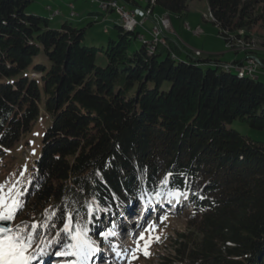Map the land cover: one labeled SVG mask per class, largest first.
Here are the masks:
<instances>
[{
	"label": "trees",
	"instance_id": "1",
	"mask_svg": "<svg viewBox=\"0 0 264 264\" xmlns=\"http://www.w3.org/2000/svg\"><path fill=\"white\" fill-rule=\"evenodd\" d=\"M34 1L0 0V155L48 116L26 179L32 186L12 226L42 221L66 198L87 218L81 205L94 195L101 208L114 206L112 192L128 202L129 193L138 196L142 186L151 193L172 173L168 186L186 190L193 207L186 228L168 234L173 247L163 264H264V141L229 126L243 119L264 129L261 76L239 71L243 60L230 67L179 41L153 46L146 23V33L126 30L119 11L101 5L151 10L150 20L159 18L156 6L182 18L189 0H99L121 18L106 48L87 44L86 28L68 18L53 27L49 16L29 9ZM208 3L227 44L240 30L264 26V0ZM78 86L86 96L72 102Z\"/></svg>",
	"mask_w": 264,
	"mask_h": 264
},
{
	"label": "rangeland",
	"instance_id": "2",
	"mask_svg": "<svg viewBox=\"0 0 264 264\" xmlns=\"http://www.w3.org/2000/svg\"><path fill=\"white\" fill-rule=\"evenodd\" d=\"M70 3L74 4V11L78 13L76 16L70 15V12L72 11ZM144 5H146V3H144ZM48 6H51V8L55 11L59 10L61 14L51 18V12L47 9ZM29 9L49 16L51 18L52 26L56 28L61 27L66 18L74 21L80 27L86 28L85 42L87 44H94L101 48H106L109 37L115 39L117 38V33L114 30V24L121 22L119 13L117 11H109L108 13L103 11L100 7L99 0H35L30 4ZM97 12L100 13L94 16ZM150 12L151 10H148L145 14L149 15ZM155 12L163 23L165 19H169L170 21L172 20V22H168V24H166L168 29H165L166 32L165 37H163L164 40L168 39V33L174 29L175 33L173 31V34H177L180 40L182 39L180 44L183 45V48H189L190 50L193 49L192 53L195 56L206 58L208 54H217L218 57L223 58L224 61H232L234 58H240L246 55L243 63L252 56H256L258 58L259 54H263L261 57L263 56L262 58H264V26L256 25L249 33L244 30H240L231 35V43L227 44L223 36L219 33V27L213 23L208 0H189L188 10L182 18L163 12V9L160 6L155 7ZM148 18L154 21L146 20L145 22V19H147L146 17H144L143 21L146 23L145 26L151 32L157 18L154 16ZM139 26L138 30L146 33L144 28L141 25ZM106 27L109 30L108 32H106ZM164 27H166L165 24ZM143 36L144 35L141 34L139 35L140 38L137 37L133 39L131 49L142 44L141 40L143 39ZM146 36L149 38V35L146 34ZM173 42L176 43L178 40H174ZM165 43H172V39H169L168 43L165 41ZM195 50H199L200 54L196 55ZM98 61L103 65L106 64L107 61L103 52L99 53ZM260 69L264 71V66L259 65L255 75L260 76L258 74ZM39 76L40 74H37L36 77ZM261 78L264 80V76ZM86 93L87 91L83 86H78L73 94L72 102H82ZM45 119L46 118L42 115L39 116L35 121L34 128L23 136V138L17 142L13 148L0 155V184L10 185L16 180L26 182V179L31 174L34 160L41 153L40 137L46 128V120H48ZM229 126L238 129L240 132L252 139L264 141V129L252 128L246 120L235 119L233 122L229 123ZM27 145H31L30 152L28 151L29 149H26ZM25 168L27 171L24 172L23 177H21V172ZM146 206H148V203L139 204L138 211L136 209V214L139 215L137 212H142L141 209ZM190 209L191 205L190 207H180L178 210L173 212H171L172 208H169L167 211L170 214L167 216L164 215L162 211H160L157 215L146 212L143 213V216L140 219L137 218L139 222H137L136 218L135 220L132 218L128 219L127 216L123 215L121 216V221H119V224L122 225V230L119 228V230H121L119 236L120 240H117L116 238V243H120V249L122 252L136 248V237L144 229L148 228L149 225L155 224L156 231L152 233L145 232L144 235L146 239H149L151 236L158 235L160 237L159 241H153L151 243V246L148 249V252L150 253L148 256H145L143 252H138V259L132 260L131 264H163V261L165 260L164 256L169 254L173 247V245L167 243L168 234H171L174 231L182 232L186 228V215ZM136 214L133 216H136ZM113 215L114 214L110 213L105 218L100 220L103 227H105V224L108 221V216L110 217ZM165 216L167 218L163 219L161 222V218ZM99 218L100 217L98 216V221ZM98 221L96 222V227H100V222ZM122 221L123 223L129 224H126L129 230L125 231V225ZM3 223L6 222H0V224ZM9 223L12 225L13 221L8 222V224ZM89 235L92 236V238L94 237L90 233ZM172 237L174 239V236ZM93 239L97 241L100 248V246H102L100 238L97 237ZM111 239L112 238L110 237L109 240ZM141 247H143V241L141 242ZM101 254L102 253H99V258ZM54 259L58 260L56 257H54ZM48 260L49 258L43 260V264H47L45 262ZM50 264H60V262L52 261ZM108 264H128V261L123 258L117 259L113 254L111 263Z\"/></svg>",
	"mask_w": 264,
	"mask_h": 264
},
{
	"label": "snow or ice",
	"instance_id": "3",
	"mask_svg": "<svg viewBox=\"0 0 264 264\" xmlns=\"http://www.w3.org/2000/svg\"><path fill=\"white\" fill-rule=\"evenodd\" d=\"M26 171L25 168L21 172V177ZM172 179V173L165 174L153 187L151 193L142 186L139 192L140 198L146 197V204L153 199L159 201L162 196L160 189L168 188ZM101 180H103L102 176ZM30 186H32L31 179L26 182L16 180L10 185L0 184V222L15 220L16 214L23 209L25 203L23 197L27 193V187ZM167 195L179 202L180 197H186L188 192L173 185L168 188ZM76 204L77 201L66 198L62 205H58L51 211L46 210L42 221L32 218L31 223L21 221L14 227L11 223L7 226L0 224V264H43L44 258L49 255L58 258L60 264H91L92 257L100 251V248L97 241L89 235V224L92 223L91 218L94 213L106 211V209L101 208L94 195L91 201L81 205L87 209V218H85ZM166 218V216L162 217L161 222ZM155 231V224L149 225L136 237V248L131 250L122 252L119 245L112 244L116 258H123L131 264L132 260L138 259V252L148 256L151 243L159 241L160 237L156 235L146 239L144 233ZM117 235L115 222H112L110 228L100 232V237L105 242H109L110 237ZM142 241L143 247H141Z\"/></svg>",
	"mask_w": 264,
	"mask_h": 264
},
{
	"label": "built area",
	"instance_id": "4",
	"mask_svg": "<svg viewBox=\"0 0 264 264\" xmlns=\"http://www.w3.org/2000/svg\"><path fill=\"white\" fill-rule=\"evenodd\" d=\"M101 5H104L107 7V9H115L117 11H119V13L121 14V18H123L124 20H128L129 25H143L144 24V18H142L141 16H149L147 14H145L144 11L142 10H125L124 7H121L120 5H118V3L116 1H109V2H103ZM58 12V11H56ZM166 20V19H165ZM164 24L166 27H164ZM168 21H164V23L160 20V18H157V21L154 23V27L151 30V36L152 39L148 40L150 41L151 44H153V46H161V48H169V44H166L165 41L168 43L169 42V37L168 39L164 40L163 37H165V29L167 28ZM195 54L199 55L200 51L199 50H195ZM259 59L256 56H252L250 58L247 59L246 62H244L242 65H238L236 66L237 69H241V70H245L247 72H251V73H256L257 69L259 67V65H261V63L259 64ZM230 67H232L231 64H229Z\"/></svg>",
	"mask_w": 264,
	"mask_h": 264
},
{
	"label": "crops",
	"instance_id": "5",
	"mask_svg": "<svg viewBox=\"0 0 264 264\" xmlns=\"http://www.w3.org/2000/svg\"><path fill=\"white\" fill-rule=\"evenodd\" d=\"M163 12H164V11H163ZM163 12H162V13H163ZM155 13H156V12H155ZM150 21H153V20L151 19ZM171 22H172V20H171ZM173 31H174V33H175V30H174V29H173ZM173 31H171V32L168 33V34H169V35H168L169 38L172 39V40H178L179 42H182V41H181L182 39L180 40V38H179V36H178L177 34H173ZM176 38H177V39H176ZM182 44H183V43H182ZM182 46H183V45H182ZM184 47H185V46H184ZM186 47H187V46H186ZM185 49L187 50V49H189V48H185ZM192 50H193V49H191V51H192ZM182 53L185 54L186 52L183 51ZM208 55H209V54H208ZM216 55H217V54H216ZM261 55H263V54H259V55H258L259 59H260ZM245 56H246V55H244V57H240V58L237 57V58H234L232 61H227V62L231 64V63H233L236 59H240V60L245 61ZM262 57H263V56H262ZM260 61H261V60H260ZM263 66H264V65H263ZM261 69H262V68H261ZM261 69H260V70H261ZM260 70L258 71V74L262 77V76H264V71H263V70L260 71Z\"/></svg>",
	"mask_w": 264,
	"mask_h": 264
},
{
	"label": "bare ground",
	"instance_id": "6",
	"mask_svg": "<svg viewBox=\"0 0 264 264\" xmlns=\"http://www.w3.org/2000/svg\"><path fill=\"white\" fill-rule=\"evenodd\" d=\"M104 7V9H107V7L106 6H103ZM55 14H58V12L57 13H55ZM122 21H123V25H124V27L126 28V30L128 29V30H134L135 28H136V25H129V22H128V20H124L123 18H122ZM165 21H168L169 23L171 22L169 19H166ZM241 71H243V72H246V73H251V72H247V71H245V70H241ZM106 254H107V252H102V254H101V256H100V260L101 259H105V257H106ZM98 258H99V255H98ZM99 263V262H98Z\"/></svg>",
	"mask_w": 264,
	"mask_h": 264
},
{
	"label": "water",
	"instance_id": "7",
	"mask_svg": "<svg viewBox=\"0 0 264 264\" xmlns=\"http://www.w3.org/2000/svg\"><path fill=\"white\" fill-rule=\"evenodd\" d=\"M5 226H7L8 225V222H6V223H3Z\"/></svg>",
	"mask_w": 264,
	"mask_h": 264
}]
</instances>
